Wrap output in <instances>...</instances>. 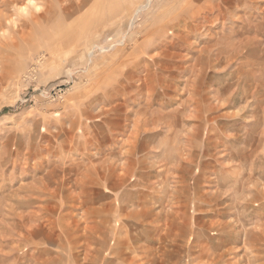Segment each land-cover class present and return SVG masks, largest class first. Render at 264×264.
I'll return each instance as SVG.
<instances>
[{
	"label": "rangeland",
	"instance_id": "rangeland-1",
	"mask_svg": "<svg viewBox=\"0 0 264 264\" xmlns=\"http://www.w3.org/2000/svg\"><path fill=\"white\" fill-rule=\"evenodd\" d=\"M71 1L0 0V264H264V0Z\"/></svg>",
	"mask_w": 264,
	"mask_h": 264
},
{
	"label": "bare ground",
	"instance_id": "bare-ground-1",
	"mask_svg": "<svg viewBox=\"0 0 264 264\" xmlns=\"http://www.w3.org/2000/svg\"><path fill=\"white\" fill-rule=\"evenodd\" d=\"M59 1H61V2H65V1H68V0H59ZM83 1V2H82ZM81 2H75V0L73 1H71V3H67V4H65V5H63L62 7H61V10L64 12V14L68 17V16H70V14H71V12L72 11H75V10H77V9H79L81 6H82V4L83 3H85L87 0H82ZM18 3V2H17ZM15 5H18V4H15ZM26 4H21L20 5V8L21 7H24ZM47 9V8H46ZM29 14H30V18L31 19H34V21L35 22H39V19H41V17H40V15H37V14H35L34 12H32V14L29 12ZM32 15V16H31ZM44 17V16H43ZM27 20V19H26ZM29 21V20H28ZM43 21V20H42ZM30 22V21H29ZM27 22L25 21V24L24 25H26L27 26ZM2 25H3V22H2V20L0 19V27H2ZM26 29H27V27H22L21 29H20V32H21V34L20 35H22V36H25L27 33H28V31H26ZM213 47H215V45L213 46ZM213 49V48H212ZM222 49V48H221ZM200 51V50H199ZM211 51V50H210ZM209 51V52H210ZM253 54V53H252ZM181 57H183L184 58V56H181ZM186 57V56H185ZM188 59V58H187ZM199 75V74H198ZM200 77V76H199ZM197 79V78H196ZM196 81H199V80H196ZM247 87V86H246ZM228 88V87H227ZM225 102V101H224ZM249 103V102H248ZM220 105V104H219ZM219 105H218V107H219ZM210 107V106H209ZM245 107V106H244ZM114 111V110H113ZM109 113V112H108ZM238 136V135H237ZM239 137V136H238ZM237 137V138H238ZM242 137V136H241ZM208 144H209V147H212V140H209V142H208ZM86 145V144H85ZM259 145L258 144H256V148H255V150H254V152H256L257 154H259ZM249 151H251V149H248L247 147L246 148H242V149H239V150H237V152H234L233 151V154H230V157L232 158V157H234V156H236L237 154L239 155V154H241V155H243L244 157L246 156V155H244V153H246L247 154V152H249ZM112 155V154H111ZM117 155V154H116ZM211 155V154H210ZM117 156H119V155H117ZM107 158V157H106ZM118 158V157H117ZM230 159V158H229ZM246 159H248V158H246ZM120 160V159H119ZM243 160H244V158H243ZM244 165H245V163H244ZM226 166V165H225ZM252 173L253 172H251V173H249L248 175H247V177L245 176V174L244 173H241V174H239L242 178H239L238 179V184L241 182V181H243V185H247L244 189L245 190H247L249 193L251 192L250 191V186H249V184L250 183H252V181H253V176H252ZM231 176H232V174H230ZM228 174H226V178L221 174V177L219 178V180H220V182H221V180H222V182H225V180H229L230 181V177H228ZM123 178V177H122ZM232 178H233V176H232ZM118 182H116V184H117ZM237 184V185H238ZM236 185V186H237ZM232 186H234V185H232ZM262 187V186H261ZM262 192V191H261ZM258 193V192H257ZM252 194V193H251ZM224 195V193H222V191L221 192H219V193H216V194H214V197L212 198V200H213V202H218V201H220V202H222V200H219V198H221L222 196ZM243 195V194H242ZM251 197V196H250ZM259 197H260V193H259ZM262 197V196H261ZM223 198V197H222ZM249 198V197H248ZM263 199H264V197H262ZM243 199H246L247 200V196L246 195H244V197H243ZM259 198H258V195H255V199H254V201L255 200H258ZM262 200V199H261ZM211 201V200H210ZM247 202V204H249V202L248 201H246ZM252 203H254V202H252ZM255 204V203H254ZM149 213H150V211H148ZM145 214V213H144ZM225 214V213H224ZM222 224V227H223V230H222V233H228V234H230V233H232V231H234V230H232L230 227H228L227 225H228V223H224V222H222L221 223ZM233 238V237H232ZM236 238V237H235ZM247 240H248V242H251V243H255L254 242V240H256V239H258V238H261V240H262V242L264 243V227L263 228H261L260 229V231H257L256 233L255 232H252L251 230L249 231V230H247L246 231V237H245ZM261 242V243H262ZM261 249V248H260ZM17 250V249H16ZM260 253H261V251H260ZM258 256H260V255H257L256 256V258L257 259H259V258H261L262 256H260L259 258H258ZM250 264H252L251 262H250Z\"/></svg>",
	"mask_w": 264,
	"mask_h": 264
},
{
	"label": "clouds",
	"instance_id": "clouds-1",
	"mask_svg": "<svg viewBox=\"0 0 264 264\" xmlns=\"http://www.w3.org/2000/svg\"><path fill=\"white\" fill-rule=\"evenodd\" d=\"M31 9H35L36 11H40L39 5L35 2V0H28V3L18 9L20 15H27L29 14ZM16 23L15 18H10L7 20V24L14 25ZM9 36V32L6 28L0 29V38H7Z\"/></svg>",
	"mask_w": 264,
	"mask_h": 264
},
{
	"label": "crops",
	"instance_id": "crops-1",
	"mask_svg": "<svg viewBox=\"0 0 264 264\" xmlns=\"http://www.w3.org/2000/svg\"><path fill=\"white\" fill-rule=\"evenodd\" d=\"M104 251L105 249L104 248H96L95 249V252H96V255H97V260H98V262H100V260H101V262H103V260H104V252L102 251V250ZM100 264V263H99Z\"/></svg>",
	"mask_w": 264,
	"mask_h": 264
}]
</instances>
